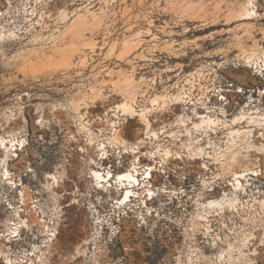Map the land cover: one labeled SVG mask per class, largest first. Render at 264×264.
I'll list each match as a JSON object with an SVG mask.
<instances>
[{
  "label": "rangeland",
  "instance_id": "obj_1",
  "mask_svg": "<svg viewBox=\"0 0 264 264\" xmlns=\"http://www.w3.org/2000/svg\"><path fill=\"white\" fill-rule=\"evenodd\" d=\"M126 99L134 113L116 109ZM143 112L157 139L147 135ZM204 116L213 123L195 128ZM114 133L128 148L145 147L135 154L110 144ZM90 136L106 144L102 163L114 174L132 168L135 156L141 170L158 162L150 182L160 191L147 201V224L139 228L129 210L111 218V207L97 203L119 231L105 230L102 264H221L229 243L242 246L246 237V257L233 264H264V0H0V139L10 143L0 142V248L17 208L27 219L21 191L55 212L45 184L59 172L64 208L58 239L44 248L52 251L47 263L95 258L92 241L89 259H73L94 227L82 196L90 179L80 172L103 151L82 150ZM164 150L173 155L167 163ZM234 173L245 175L242 185ZM77 188L81 201L69 206ZM212 200L224 213L200 221L199 203ZM29 224L38 234L33 217ZM21 233L9 244L16 255L43 245L45 237Z\"/></svg>",
  "mask_w": 264,
  "mask_h": 264
},
{
  "label": "bare ground",
  "instance_id": "obj_2",
  "mask_svg": "<svg viewBox=\"0 0 264 264\" xmlns=\"http://www.w3.org/2000/svg\"><path fill=\"white\" fill-rule=\"evenodd\" d=\"M250 6L251 5H249V8ZM250 9L249 11L251 12ZM249 11L247 10V12ZM252 60H254V55H250L248 57V61H252ZM152 106L159 107L160 100L156 98L153 99ZM116 109L123 112L124 114L134 113L135 112L134 101L132 99H126L123 103L117 105ZM142 117L144 124L147 126V130H148L147 135L150 134V136H153L155 139H157L158 132L149 131L150 122L145 116V112H143ZM212 123L213 120L209 116L206 117L204 116L202 117V120L199 123L194 124V127L201 128L203 125L210 126ZM182 125L187 127L188 123L186 121H182ZM0 142L3 146H5L6 149L9 148L10 143H7L5 137H1ZM95 144L96 143L93 137L90 136V138L87 139V145H85L86 147L84 146L82 147L83 151H85V149L89 151L90 148H92L94 151L97 152L103 151L101 158L99 157L100 153L98 154V157L100 158L98 160L94 157H91L89 161L85 159L87 166L85 169H83L80 172V174L90 179L88 181L89 184L87 186V190L82 196L83 198H85L84 201H88V205H89L88 212L90 217L93 219L94 227L92 229L93 232L84 240L82 246L76 248V253L73 255V259L77 260L78 258L85 257V261H86V258H88L89 253L92 252L91 251V246H93L92 241H95V243H93L95 245V249H94L95 252H92L94 253L95 258L93 257L94 259L90 261V263H88L89 261L88 262L84 261L85 262L84 264H102L96 255L97 253L101 252L100 251L101 246H99V244L102 242V239H104L105 230L111 229V237H115L119 232L118 227L115 226L114 223L110 222L109 221L110 219L106 220L102 215H100V211L98 209L99 206L97 205V203L107 204L109 207H111L109 210L110 212L109 215L111 218L113 217V215H116V213L118 212L124 213L127 210H129L130 212H135L138 215L137 217L140 219L138 227L141 228L143 225L148 223L143 212L146 211L148 215H151L154 212L152 208L147 207V201L154 200V198L158 195L160 191V190L157 191L154 190V188L151 187V182H150L151 178L153 177V171L157 166L158 162L154 160V163L149 164L146 168L141 170L140 157L135 156V160L132 165V168L124 172H119L117 174H114L112 170L109 169L107 170L106 168H104V163H102V160L106 159V156L108 154L106 150L107 148L106 144L105 143H98L97 145ZM110 144L125 146V149H127L128 152H133L135 154L141 153L142 152L141 149L145 147L140 145L132 146L129 148L126 147L127 145L125 139H123L122 136L118 133H114L113 136L110 138ZM148 153H150L153 158L156 157L152 152L148 151ZM162 156L163 157L161 162L163 163H167L166 159H168L171 156L173 157L170 150H164ZM221 156L225 157L224 154ZM230 159L232 160V162L235 161L236 157L234 152H231ZM248 171L249 170H246V172ZM255 171L253 170V172ZM243 173H234L236 177L234 181H237L238 185H242L241 179L245 176ZM256 173L258 174V171H256ZM2 175L8 182L12 181V177L10 176L7 170H4ZM64 180H65L64 175L59 172L48 174L46 177L45 186L51 192L53 199L58 204V205L55 204L57 205L53 209V211L55 210V212L50 215L46 212V210L43 209L39 199L35 200L33 196L26 195L25 191L20 192L22 206L23 205L26 206L28 204L30 209L27 212V219H24L21 216H19V210H18L19 208H17L16 210L17 216L13 219H7L6 221V230H5L6 240L4 244H1V248H0V258L3 259L2 262L3 264H46L50 260L48 256L50 255L52 256V251H49L47 253V251L44 248L51 249L52 246L55 244V241L58 239V235L60 233L58 226L61 219L59 220V218L61 217V213L63 212L64 207H62L58 203L61 196L60 194L57 193L56 189L62 185ZM233 185L235 186L236 190L239 189V187L235 185V182ZM108 188H112L113 190H111V193L109 192V194L105 196V193L103 191L104 189H108ZM99 190L102 191L100 192L101 196L96 197L93 193ZM139 190H142L143 192L141 193L139 192ZM78 191L79 188H77L76 190L74 189L72 191L71 193L72 198L69 206L80 203L81 199L78 198L80 196V194H78ZM116 193L119 195V197H115ZM62 199L64 198L62 197ZM228 204L230 206H233L232 202H229ZM199 206L201 210L206 212L205 215H198L200 221H207V222L210 221L208 217L212 213V210L217 209V211H221V213H224V205L219 201L212 200L205 203H199ZM30 217L34 218L36 222V226L38 227L36 231L39 235L35 234V230L33 229L34 226L29 224ZM25 228H28L29 230L33 231L32 235H35L34 239H37V236L45 237V238L43 240V245L34 244L31 252L26 249H22L21 251H18V253L20 254V256H18L15 254L13 247L9 244L22 241L23 237L21 232ZM248 241L249 238L246 237L244 239L242 246H236L235 244L229 243L228 249L221 252L219 254V257L217 256L220 263L233 264L234 261L239 262L241 261L242 258H245L246 254L243 252V247L247 245ZM96 250L99 251L96 252ZM236 250L239 251L240 257L235 258L233 256V253ZM189 260L191 261L192 259Z\"/></svg>",
  "mask_w": 264,
  "mask_h": 264
}]
</instances>
